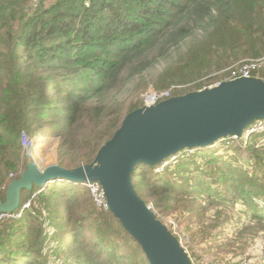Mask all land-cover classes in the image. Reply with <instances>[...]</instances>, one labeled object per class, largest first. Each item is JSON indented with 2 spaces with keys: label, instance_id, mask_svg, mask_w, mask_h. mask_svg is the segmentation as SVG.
<instances>
[{
  "label": "trees",
  "instance_id": "obj_1",
  "mask_svg": "<svg viewBox=\"0 0 264 264\" xmlns=\"http://www.w3.org/2000/svg\"><path fill=\"white\" fill-rule=\"evenodd\" d=\"M30 3L0 0V167L14 169L4 177L0 168V186L10 173L23 171L15 163L21 132L51 129L60 140L58 164L73 169L91 163L123 117L143 105L123 111L122 96L146 80L158 81L156 88L197 81L200 89L211 82L209 72L241 55L264 54V0H44L34 10ZM213 56L219 57L216 66ZM259 76L264 79V71ZM252 135L238 140L244 158L249 155L247 168L231 153L241 146L229 139L220 148L181 151L160 172L138 164L134 189L157 218L156 210H167L170 200L190 198L240 202L246 208L239 218L264 220V146ZM203 163L212 170L199 174ZM35 190L30 211L0 223V264H46L50 257L61 264H150L109 210L89 206L87 186L55 180L30 193ZM200 224L192 232L206 231L209 251H230L220 237L224 224ZM238 261L229 256L215 264Z\"/></svg>",
  "mask_w": 264,
  "mask_h": 264
},
{
  "label": "water",
  "instance_id": "obj_2",
  "mask_svg": "<svg viewBox=\"0 0 264 264\" xmlns=\"http://www.w3.org/2000/svg\"><path fill=\"white\" fill-rule=\"evenodd\" d=\"M264 119V79L225 80L218 85L144 104L126 114L94 160L69 169L53 164L43 169L28 162L0 195V212L20 206L21 191L55 180L96 181L109 211L140 245L150 264H192L179 239L137 194L132 174L140 163L150 167L184 149L208 148L228 137H242L255 120Z\"/></svg>",
  "mask_w": 264,
  "mask_h": 264
},
{
  "label": "rangeland",
  "instance_id": "obj_3",
  "mask_svg": "<svg viewBox=\"0 0 264 264\" xmlns=\"http://www.w3.org/2000/svg\"><path fill=\"white\" fill-rule=\"evenodd\" d=\"M198 34L202 35V31H199ZM246 56L247 55H241L239 58L243 59ZM218 58L219 57L217 56H213V65L216 66V63L219 62ZM210 69L212 70V68ZM213 70L215 69L213 68ZM214 72L211 71L208 75L205 76L208 77L207 82L211 81L209 82V84H213L216 82V76L214 77ZM253 78L259 80L263 79L259 75H255L253 76ZM145 82H147L145 86H139L138 88L131 90V92L125 97L122 96V99H124L123 111H126L128 108H130L131 105L151 104V101L153 100V93L162 94L169 92L173 95L176 93H183V90L186 89H182L181 87L175 86L174 83L170 82L166 85L160 84V87L158 88H156L155 86L158 81L146 80ZM189 82H191V86L189 90L188 88L185 90L187 92L194 90V87L197 83V81L190 80L183 83ZM183 83H181L180 85H182ZM50 130L51 129H49L48 127H45L44 130L38 129L34 132H21V135L19 136V141L21 145L20 157L15 160L17 170H24V167L27 166L28 162L32 161L40 169H43L53 164H58V146L60 140L58 136H54L53 134H51ZM252 136L253 137L251 139H253V141H259L261 139L260 145L264 146V133L260 137H257L256 135ZM31 140L34 142L33 147H31ZM238 140L239 139L231 140L229 144H232V146L235 147L241 146V148L239 149L240 152L237 153V149H234V151L232 150L231 153H236L238 155V158L241 159L239 166L244 165V168H247L248 166L246 165V163L248 161L247 158H249V155L244 158L246 152L244 150V146H242V144H239ZM28 146L31 148L27 149ZM222 146L223 143L221 142L218 145L211 147L220 148ZM30 150L35 151L33 155H30ZM87 150L88 148L86 147L80 153H84ZM182 151L183 155H189L190 153V151H186V149L185 151ZM175 159L176 156L171 162H169H176ZM230 160H234L232 156ZM64 162L69 166L74 165V163H70L67 160ZM0 168L2 170V174H4V177L7 176L9 171L14 170L10 169L7 171L5 165L3 164ZM203 170L209 172L210 170H212V168L209 169L207 165L203 163L198 173L200 174ZM35 192H38V190H35L34 192L30 193V190L23 189L21 191L20 201L25 197L26 199L29 198V196L31 197ZM88 194L90 198L88 202L89 206L93 207L96 211H104V208L97 206L91 188H88ZM0 195L4 197L5 192H1ZM141 196L145 199H148L147 194L141 193ZM260 197V195L257 197L258 203L261 201ZM260 205L264 206V203L262 202L260 203ZM245 208L246 207H244L243 204H241L240 202H233L227 205H219L214 202H203L199 199L194 200L190 198H176L168 202L167 210L156 211L157 215L159 216L158 219L161 220V222H163V224H165L169 229H172L175 233L180 236L181 245L185 247V250H187L189 253L193 251L195 255L199 258H197V260H200L203 264H215L218 263L221 259L224 260V258L229 256H236L237 260L247 258L251 260V263L253 264H264V220H252L250 218H247L246 215L239 218ZM200 221H203L204 225H213V229L215 228L214 224L216 222L224 224L220 229L222 233L220 237L223 238L222 240L226 239L228 243L227 247L229 246V249L227 250H230L228 253H226L225 255L221 254L217 249H215L217 247H214L211 249V251H209L210 249L205 244V240H207L205 230L202 231V233L192 232L196 231L197 228H199V226L201 225ZM45 225L47 226V233L51 234L53 230L50 226H48L47 222L45 223ZM211 246H214V244H212ZM46 264L61 263L54 258L52 260V257H50L49 260H47Z\"/></svg>",
  "mask_w": 264,
  "mask_h": 264
},
{
  "label": "built area",
  "instance_id": "obj_4",
  "mask_svg": "<svg viewBox=\"0 0 264 264\" xmlns=\"http://www.w3.org/2000/svg\"><path fill=\"white\" fill-rule=\"evenodd\" d=\"M44 0H31V9L34 10L36 8L39 7L40 2H43ZM264 71V54L260 57L257 58H245V59H241L227 67H225L224 69L220 70V71H216L214 72V77L216 76V82L213 84H209V85H203L202 88H206V87H211V86H215L218 85L220 82L225 81V80H232V79H236V78H246V77H253V76H257L259 75L261 72ZM178 87H181L182 89L184 88H190L191 85L189 84H185V85H175ZM185 89V90H186ZM183 90L182 92L185 93L186 91ZM183 93H176L173 95H179V94H183ZM172 94H170L169 92L166 93H153L152 94V101L151 104H154L158 101H161L163 99H166L168 97L173 96ZM264 119L261 120H255L253 121L246 130H244L243 132V136L242 137H228L224 140H220L218 142L215 143V145H218L219 143H223L225 142L227 144V140H236V139H244L249 137L251 134L255 135V134H259V133H264ZM34 142L31 140V147H33ZM31 147H27V149L31 148ZM189 151H193L188 149ZM175 157V156H174ZM174 157H170L168 160L164 161L163 163H160L159 165H157L156 167V172H160L162 170L163 167H165L166 165H168L173 159ZM170 161V162H169ZM22 171L19 170L18 172L14 173H10L9 177L7 179V181L0 186L1 190H5L6 187L8 186L9 182L16 178L17 175L21 174ZM82 185L87 186L89 189L91 188L92 194L94 196L95 202L97 204V206L104 208V211H108V203L106 200V197L103 193V190L101 188V186L99 185L98 182L96 181H92V182H88V183H81ZM40 191V190H39ZM38 191V192H39ZM35 192L31 197L29 196V198L26 199L25 202H23L22 204H20V206L12 211V212H0V223L3 221H7V220H11V221H16L22 218L23 214L25 213V211H30L31 210V205L33 203V199L36 197L37 193ZM34 213V212H32ZM191 263L192 264H203L200 260H197V258H190ZM238 263L237 264H253L251 263V260L247 259V258H242V259H238Z\"/></svg>",
  "mask_w": 264,
  "mask_h": 264
},
{
  "label": "bare ground",
  "instance_id": "obj_5",
  "mask_svg": "<svg viewBox=\"0 0 264 264\" xmlns=\"http://www.w3.org/2000/svg\"><path fill=\"white\" fill-rule=\"evenodd\" d=\"M34 152H35V151L30 150V155H33ZM32 158H33V156H32Z\"/></svg>",
  "mask_w": 264,
  "mask_h": 264
}]
</instances>
